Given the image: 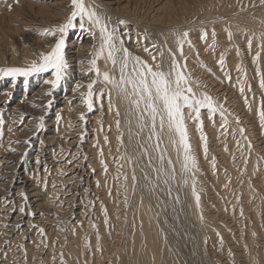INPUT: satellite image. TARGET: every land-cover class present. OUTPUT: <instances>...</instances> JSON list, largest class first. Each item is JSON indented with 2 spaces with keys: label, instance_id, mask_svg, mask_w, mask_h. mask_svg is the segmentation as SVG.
Here are the masks:
<instances>
[{
  "label": "rangeland",
  "instance_id": "obj_1",
  "mask_svg": "<svg viewBox=\"0 0 264 264\" xmlns=\"http://www.w3.org/2000/svg\"><path fill=\"white\" fill-rule=\"evenodd\" d=\"M101 1L117 11L114 26L131 53L154 65L160 62L161 47L167 68L174 54L182 69L186 65L198 97L206 93L212 98L215 112L210 114L204 107L200 121L186 119L197 168L182 172V154L173 151L167 125L161 131L158 118L153 135L146 117V126L141 129L128 102L115 93L110 107L108 92L99 91L102 85L94 86L101 99L87 111L81 92H87L86 85L95 74L81 73L78 77L76 67L80 65L82 70L90 66L87 61L100 39L98 30L94 35L87 24L81 29L77 20L65 37L68 76L51 95H45L50 85L44 82L52 78L50 71L17 77L14 82L11 77H0V264H141V200L153 217L152 230L163 254L161 264H174L173 260L175 264H264V125L260 120L264 112V49H260L261 45L264 48V3ZM88 3L99 15L110 18L107 9L96 1ZM70 11V0H0V67H23L38 59L40 52L49 51L54 39L39 33L63 23ZM120 19L126 25H119ZM255 27L261 30V44L253 42ZM185 31L191 45L183 44L182 56L176 41ZM203 33L206 36L202 40ZM246 37L252 40L251 46ZM82 58H86L85 65L80 63ZM97 63L104 67L103 59ZM78 82L82 89L77 93L74 85ZM50 100L51 105L45 107ZM77 101L81 103H77L76 114ZM80 112L86 114L81 123ZM41 116L44 126L37 131ZM197 123H202L206 141L201 140ZM193 179L199 181L195 183L199 207L191 193Z\"/></svg>",
  "mask_w": 264,
  "mask_h": 264
},
{
  "label": "snow or ice",
  "instance_id": "obj_2",
  "mask_svg": "<svg viewBox=\"0 0 264 264\" xmlns=\"http://www.w3.org/2000/svg\"><path fill=\"white\" fill-rule=\"evenodd\" d=\"M262 3H264V0H262ZM70 6L71 11L63 23L54 25L51 28H45L39 33L40 35L49 36L54 39L55 42L52 44L50 50L40 52L38 59L31 60L26 66L0 67V77H11L14 82L17 77L27 78L34 74L50 71L52 78L44 82L50 85V89L45 95H51L52 90L58 88L61 82L68 76L67 70L69 65L65 58V37L68 31L76 27L75 22L77 20L81 29H85V25L87 24L89 26L88 30L92 31L94 35L95 31L98 30L100 39L99 47L94 48V51L90 53L92 58L87 61L90 67L82 69L85 75L95 74L86 85L87 92H81L82 102L87 111H92L95 102L101 99L100 95L96 94L94 86L97 84L102 85L99 91L100 93L108 92L110 107L112 106L111 95L115 93L118 97L128 102L130 110L134 111L137 116L138 126L141 129L146 126V117L151 122L153 135L156 134L158 118L161 131L167 125V129L171 134L172 144L174 146L178 145V154H182V172L196 169L197 165L195 157L192 155L191 144L189 143L186 119L200 121V110L204 107L208 108L210 114L215 112L217 109L213 105L212 98L206 93H201L198 97L197 92L192 87L190 75L186 74V65L182 69L174 54H172L171 66L168 71H165L163 68L162 51L159 53L161 61L154 65L149 64L140 56L131 53L124 46V41L118 34L117 28L111 26V18L105 19L99 15L93 6L88 3V0H70ZM8 7L11 9V5ZM117 23L119 25H126L127 22L120 19ZM228 35L229 39H231L230 32ZM205 36L206 33H203L201 39H205ZM213 37H215V31H213ZM176 42L178 50L183 56V44L187 42L191 45V41L188 40V32L185 31L182 35L177 36ZM249 46H251V40H249ZM144 51L148 52L149 50L145 48ZM101 59L104 60L103 68L97 63ZM152 59L155 62L156 56H153ZM222 62L223 57L220 63ZM81 63H84V61H81ZM109 64H111V68L108 67ZM25 82L27 81L25 80ZM80 88L81 85L77 83L74 91ZM261 88H264V80L261 81ZM9 94L6 93V95ZM51 103V100L48 101V105H45V107L50 106ZM185 109L188 110L187 116ZM220 114L223 117L224 111L221 110ZM85 115V112L79 113L82 121L85 119ZM116 115H120L119 111H117ZM38 119L40 122L36 125L37 131L44 126V117L41 116ZM56 120L57 122L61 120L59 114ZM260 120L262 125H264V112L260 113ZM116 124L119 130V119H117ZM224 124H227L226 119L224 120ZM224 124L221 127H224ZM2 125L3 119L0 117V126ZM197 130L201 131V140L206 141V137L202 131V123H197ZM240 132L243 134L244 129L241 128ZM84 135L85 133L82 132L81 137ZM105 140L107 142V138ZM117 140L121 141V137L118 136ZM251 147L252 145L249 142L248 149L250 150ZM204 150L207 152L206 143ZM163 158L162 155L161 161H163ZM244 162L247 164V157H245ZM101 164L104 165L105 172H107V165L104 164L103 160H101ZM168 164L169 166L172 165L171 159L168 160ZM161 171H163L162 168ZM172 176L174 178V169L172 170ZM133 180H135V176H133ZM195 183V179H193L192 194L195 197L197 207H199L200 196L196 191ZM20 195L25 200L27 199L24 193ZM20 211L23 212L24 208L21 207ZM43 231V229H40L42 235Z\"/></svg>",
  "mask_w": 264,
  "mask_h": 264
},
{
  "label": "bare ground",
  "instance_id": "obj_3",
  "mask_svg": "<svg viewBox=\"0 0 264 264\" xmlns=\"http://www.w3.org/2000/svg\"><path fill=\"white\" fill-rule=\"evenodd\" d=\"M94 1H96V4L97 5H99V6H103L104 7V9L106 8L107 9V11L109 12V14H110V18H111V25L113 26V27H115L114 26V19L116 20V13H117V11L113 8H110V6H108V5H106V3H104L103 1H101V0H94ZM118 3V2H117ZM171 6V5H170ZM169 8V7H168ZM171 9H172V7H170ZM183 8V7H182ZM164 9V8H163ZM158 10V9H157ZM170 11V10H169ZM61 14H63V13H61ZM173 14V13H172ZM57 15H59V14H57ZM156 15L157 16H159V13H158V11L156 12ZM171 15V14H170ZM118 16H120V15H118ZM168 18H170V17H168ZM118 19V18H117ZM171 19V18H170ZM246 19V18H245ZM235 24V23H234ZM234 24H232V25H234ZM239 24V23H238ZM237 24V25H238ZM145 25V24H144ZM222 25V24H221ZM240 25V24H239ZM181 26H183V25H181ZM230 26H231V24H230ZM249 27H250V25H249ZM252 27H254V26H252ZM235 28V27H234ZM256 29L253 31V33L252 32H250V33H252L253 34V42H255V43H259L260 42V44H261V42L263 41V38H260L261 36L259 35V32H261V30L259 31V29L257 28V27H255ZM150 29V28H149ZM232 29V28H231ZM236 30H238V29H236ZM226 31V30H225ZM224 31V32H225ZM229 31H230V27H229ZM252 31V30H251ZM233 33V32H232ZM235 33V32H234ZM220 34H222V32L220 33ZM238 34V33H237ZM236 34V35H237ZM262 34V33H261ZM264 34V33H263ZM262 34V36H264ZM225 35H226V33H225ZM232 35V34H231ZM235 35V37L236 38H238V39H240V38H242V37H237ZM247 35V34H246ZM238 36H240V34H238ZM232 38V37H231ZM247 38V37H246ZM248 38H249V36H248ZM247 38V40L246 41H249L250 39H248ZM238 39H236V40H238ZM234 40V39H233ZM262 40V41H261ZM239 41V40H238ZM252 41V40H251ZM240 42V41H239ZM238 42V43H239ZM243 43V42H242ZM246 43V42H245ZM248 43V42H247ZM240 44V43H239ZM252 44V43H251ZM264 44V43H263ZM253 45H254V43H253ZM83 46V45H82ZM260 45H258V49L260 48V47H262V48H260V49H264L263 48V46L261 45L260 47H259ZM171 47H173V46H171ZM254 47H255V45H254ZM83 48H84V46H83ZM257 48V47H256ZM87 49V48H86ZM77 50V49H76ZM81 50H83L82 48H81ZM87 50H89V49H87ZM158 50H159V52H161V47H158ZM78 51H80L79 50V47H78ZM86 51V50H85ZM261 51V50H260ZM76 52V51H75ZM221 52V51H220ZM81 52H79V54H80ZM227 53V52H226ZM229 53H230V51H229ZM234 52H232V54H233ZM231 54V53H230ZM238 54V53H237ZM85 55V54H84ZM87 55V54H86ZM89 55V54H88ZM87 55V56H88ZM76 57V56H75ZM79 57V56H78ZM86 57V56H85ZM232 57V56H231ZM86 58H82V60L84 61ZM88 59V58H87ZM163 59H164V57H163ZM27 60V59H26ZM77 60V59H76ZM89 60V59H88ZM86 61V60H85ZM160 61H161V59H160ZM166 61V60H165ZM147 62V61H146ZM232 62V61H231ZM81 63V62H80ZM84 64V63H83ZM82 64V65H83ZM87 64V63H86ZM81 65V66H82ZM85 65V64H84ZM88 66V65H87ZM86 66V67H87ZM85 67V68H86ZM90 67V66H89ZM74 68V67H73ZM77 69H76V75L78 76V77H80V74L81 73H84L81 69H80V65L78 66V67H76ZM84 68V66H83V69H85ZM163 68H164V70L165 71H168L169 70V67L167 68V66H166V64H165V62H164V60H163ZM83 75H85V74H83ZM87 76V75H86ZM85 76V77H86ZM79 83V82H78ZM74 87H76L75 85H74ZM82 89V88H81ZM80 90V89H79ZM78 90V91H79ZM84 90V89H83ZM38 91V90H37ZM77 91V90H76ZM78 91H77V93H78ZM45 92V91H44ZM217 92V91H216ZM74 93V92H73ZM77 93H75V95L77 94ZM38 94H41V93H38ZM218 94V93H217ZM73 95V94H72ZM74 95V96H75ZM78 95V94H77ZM80 95V94H79ZM219 95V94H218ZM222 95V94H221ZM220 95V96H221ZM216 96V95H215ZM220 96H219V98H220ZM222 97L223 96H221V100H222ZM41 98V97H40ZM216 98H217V96H216ZM219 98H218V100H219ZM221 100H219V101H221ZM72 101V100H71ZM67 102V101H66ZM70 102V101H69ZM80 101H77L76 102V104L77 103H79ZM74 103V102H73ZM72 103V104H73ZM81 103V102H80ZM221 103V102H220ZM63 104H64V101H63ZM67 104V103H66ZM71 104V105H72ZM224 104V103H223ZM70 105V106H71ZM78 105H80V104H77L76 106H75V108L78 110L79 108H78ZM82 105V104H81ZM69 106V107H70ZM224 106V105H223ZM62 107H64V105L62 106ZM73 107V106H72ZM79 107H81V106H79ZM84 107V106H83ZM82 107V108H83ZM68 108V107H67ZM58 109V108H57ZM60 109V108H59ZM62 109V108H61ZM65 109V108H64ZM63 109V110H64ZM71 109H73V108H71ZM100 109V108H99ZM222 109H224L223 107H222ZM225 109H227L228 110V107L227 108H225ZM224 109V110H225ZM62 110V111H63ZM70 110V109H69ZM73 110H75V109H73ZM77 110H75V112L77 111ZM81 110V109H80ZM107 110V109H106ZM220 110H221V108H220ZM223 110V111H224ZM61 111V112H62ZM187 109H185V114L187 115ZM226 111V110H225ZM57 112H58V110H57ZM66 112V111H65ZM70 112V111H69ZM74 112V113H75ZM79 112V110L76 112V114ZM67 113V112H66ZM225 113H227V112H225ZM75 114V115H76ZM64 116H65V114H63ZM71 116V114H68L67 116ZM73 115V114H72ZM66 116V117H67ZM78 116H79V114H78ZM92 116V115H91ZM94 116V115H93ZM97 117H98V114L96 115ZM96 116H94L95 118H97ZM108 116V115H107ZM65 117V118H66ZM73 117V116H72ZM74 117H76V116H74ZM89 117V116H88ZM71 118V117H70ZM79 118V117H78ZM91 118V117H90ZM91 119H93V120H97V119H94V118H91ZM99 119V118H98ZM112 119V118H111ZM72 120V119H71ZM74 120V119H73ZM90 120V119H89ZM81 121L82 120H80L79 122L81 123ZM83 122V121H82ZM94 122V121H93ZM108 122V121H107ZM70 123V122H69ZM73 124H76V123H73ZM92 124V123H91ZM95 124H97L96 122H95ZM52 126V125H51ZM77 126V125H76ZM95 126H97V125H95ZM98 128V127H97ZM73 130V129H72ZM75 130H77V129H75ZM98 130H99V128H98ZM166 130V129H165ZM189 130V129H188ZM71 131V130H70ZM62 133V132H61ZM98 133V132H97ZM165 133V132H164ZM167 134H168V137L171 139V134L169 133V132H166ZM93 135H95V134H93ZM92 135V136H93ZM91 136V135H90ZM92 136H91V138H92ZM96 136H97V134H96ZM117 137V136H116ZM192 137V136H191ZM190 137V138H191ZM88 138V137H87ZM52 139V138H51ZM90 139V138H89ZM88 140V139H87ZM92 140V139H91ZM113 140V139H112ZM169 140V139H168ZM190 140V139H189ZM169 142V141H168ZM218 142V141H217ZM64 143V142H63ZM170 143V142H169ZM192 143V142H191ZM216 144H218V143H216ZM173 145V144H172ZM215 145V144H214ZM220 145V144H219ZM231 145L233 146V144L231 143ZM88 146V145H87ZM168 146V145H167ZM174 146V145H173ZM215 146H218V145H215ZM169 147H170V145H169ZM177 147H178V145L177 146H174V150L173 151H177L178 149H177ZM219 148H220V146H219ZM230 148H231V146H230ZM88 149V148H87ZM170 149V148H169ZM221 149V148H220ZM224 149V148H223ZM226 149V148H225ZM127 150V149H126ZM168 150V149H167ZM171 150V149H170ZM174 153V152H173ZM172 153V154H173ZM224 153H225V150H224ZM226 153H227V151H226ZM225 153V154H226ZM169 154H170V152H169ZM174 155H175V153H174ZM181 155V154H180ZM171 156V155H170ZM175 156H177V155H175ZM182 156V155H181ZM226 156H227V154H226ZM89 157V156H88ZM174 158H176V157H174ZM124 160V159H123ZM122 160V161H123ZM179 161V160H178ZM177 161V162H178ZM181 161H182V159H181ZM176 162V163H177ZM131 163V162H130ZM135 163V162H134ZM253 163V162H252ZM124 164H126V163H124L123 162V165ZM136 164V163H135ZM135 164H133V165H135ZM197 164V163H196ZM122 165V166H123ZM175 166V165H174ZM199 166V165H198ZM124 167V166H123ZM126 167V166H125ZM207 167V166H206ZM127 170H128V168H126ZM251 169V168H250ZM135 171V170H134ZM193 172H195V171H193ZM77 173V172H76ZM85 173H89V172H85ZM84 173V174H85ZM124 173H126V170L124 171ZM185 173H187V172H185ZM196 173V172H195ZM128 173H126V175H127ZM189 174V173H188ZM183 175H186V174H183ZM82 176H83V173H82ZM85 176V175H84ZM88 176V175H87ZM182 176V175H181ZM190 176V175H189ZM194 176V175H193ZM114 178V177H113ZM185 178H186V176H185ZM136 179H137V177H136ZM186 179H188V176H187V178ZM186 179H184V180H186ZM196 179V178H195ZM120 180V179H119ZM119 180H117V181H119ZM116 181V180H115ZM191 181L192 180H190V184H191ZM185 182V181H184ZM197 182V181H196ZM199 182V181H198ZM198 182H197V184H198ZM143 183V182H142ZM122 184V183H121ZM182 184V183H181ZM188 184V183H187ZM144 186V185H143ZM181 186V185H180ZM118 187V186H117ZM182 187L183 186H181V189H182ZM189 187V186H188ZM195 187H196V185H195ZM193 188V187H192ZM191 188V189H192ZM116 189V188H115ZM118 189H119V187H118ZM186 190H187V187L185 188ZM189 189V188H188ZM137 190V189H136ZM140 190V189H139ZM183 190V189H182ZM190 190V189H189ZM245 190H248V189H245ZM251 190V189H250ZM191 191V190H190ZM196 191H197V189H196ZM188 192V191H187ZM198 192V191H197ZM141 193V192H140ZM185 193H186V191H185ZM191 193H192V191H191ZM115 194V193H114ZM136 195V194H135ZM142 195H144V194H142ZM199 195V194H198ZM188 196L191 198V194H190V192L188 193ZM122 197V196H121ZM130 197V196H129ZM135 197V196H134ZM146 197H148L147 195H146ZM193 197V196H192ZM119 198V197H118ZM142 198V197H141ZM186 199H188V197L186 198ZM101 200V199H100ZM141 200V199H140ZM139 200V201H140ZM148 200V199H147ZM189 200H191V199H189ZM194 200H195V198H194ZM102 201V200H101ZM120 201V200H119ZM141 201H144V202H141ZM140 202H141V207H140V212L139 211H137V212H139V220L140 221H142V226H143V232L141 233V234H139V236L140 237H143V239H144V250H142V253H143V251H144V253H143V256H142V258H141V264H161V258H163V254H162V252H161V250H160V248H159V246H158V240H157V238L155 237L156 235H154V233H153V227H152V218L153 217H151V213H150V210H149V207L147 206V204L145 203V200H141ZM196 201V200H195ZM152 202V201H151ZM186 202H187V200H186ZM193 203V202H192ZM231 203V202H230ZM125 204V203H124ZM196 204V203H195ZM138 205V204H137ZM188 205V204H187ZM194 205V204H193ZM125 207V206H124ZM191 207V206H190ZM194 207V206H193ZM139 208V207H138ZM192 208V207H191ZM196 208V207H195ZM130 210V209H129ZM137 210V209H136ZM194 211V210H193ZM196 211V210H195ZM136 212V213H137ZM118 214V213H117ZM157 214V213H156ZM120 215V214H119ZM113 216H115L114 215V213H113ZM159 217V216H158ZM196 217H197V215H196ZM198 219V218H197ZM154 220V219H153ZM121 221H122V219H121ZM193 223H194V221H193ZM196 223V222H195ZM200 223V222H199ZM199 223H197V224H199ZM120 224V223H119ZM140 224H141V222H140ZM159 225V224H158ZM196 225V224H195ZM200 225V224H199ZM117 226V225H116ZM140 226V225H139ZM196 227V226H195ZM198 227V226H197ZM118 228H119V225H118ZM139 228H141V227H139ZM160 228H162V227H160ZM137 229V228H136ZM153 229V230H152ZM164 229V228H163ZM119 231V230H118ZM140 231V230H139ZM203 231V230H202ZM139 233V232H138ZM169 235V234H168ZM135 236V235H134ZM139 236H138V239H139ZM139 240H141V239H139ZM143 242V241H142ZM88 243H89V241H88ZM173 244V243H172ZM139 245V244H138ZM142 245V244H141ZM109 246V245H108ZM139 248H141V247H139ZM138 250V249H137ZM139 253H140V251H139ZM162 255V256H161ZM138 256H140V254H138ZM137 256V257H138ZM140 256V257H141ZM126 257V256H125ZM136 257V258H137ZM171 258V257H170ZM133 259H134V257H133ZM137 259H139V258H137ZM137 259H136V262H137ZM171 259H173V258H171ZM172 261V260H171ZM175 263H176V261L175 260H173ZM165 262V261H164ZM123 263V262H122ZM139 263V262H138ZM172 263V262H171ZM174 263V264H175ZM121 264V263H120ZM124 264V263H123ZM169 264V263H168Z\"/></svg>",
  "mask_w": 264,
  "mask_h": 264
}]
</instances>
